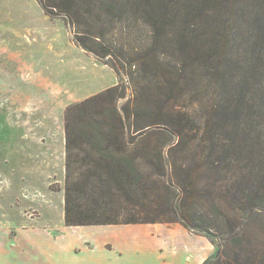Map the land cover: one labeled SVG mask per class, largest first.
<instances>
[{"label":"trees","instance_id":"16d2710c","mask_svg":"<svg viewBox=\"0 0 264 264\" xmlns=\"http://www.w3.org/2000/svg\"><path fill=\"white\" fill-rule=\"evenodd\" d=\"M37 1L118 77L65 110L66 225L180 223L204 264H264V0ZM132 24L149 46L119 56Z\"/></svg>","mask_w":264,"mask_h":264},{"label":"rangeland","instance_id":"374dc122","mask_svg":"<svg viewBox=\"0 0 264 264\" xmlns=\"http://www.w3.org/2000/svg\"><path fill=\"white\" fill-rule=\"evenodd\" d=\"M132 25L131 35L116 31L119 56L131 58L149 46V28ZM74 34L37 0H0V186L16 184L18 207L34 218L40 213L28 204L35 195H48L49 216L60 215L65 205V110L118 82L112 68L74 42ZM14 136L17 143L9 142ZM31 185L38 190L26 187Z\"/></svg>","mask_w":264,"mask_h":264},{"label":"crops","instance_id":"0c3cea01","mask_svg":"<svg viewBox=\"0 0 264 264\" xmlns=\"http://www.w3.org/2000/svg\"><path fill=\"white\" fill-rule=\"evenodd\" d=\"M16 158L13 153L10 159ZM17 189L12 182L0 186V264H204L215 252L208 238L182 224L69 227L65 205L60 215L49 216L48 195L43 199L42 193L28 204L40 213L34 218L18 207Z\"/></svg>","mask_w":264,"mask_h":264}]
</instances>
